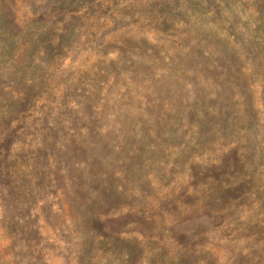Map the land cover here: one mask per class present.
<instances>
[{"label":"rangeland","instance_id":"374dc122","mask_svg":"<svg viewBox=\"0 0 264 264\" xmlns=\"http://www.w3.org/2000/svg\"><path fill=\"white\" fill-rule=\"evenodd\" d=\"M0 264H264V0H0Z\"/></svg>","mask_w":264,"mask_h":264}]
</instances>
